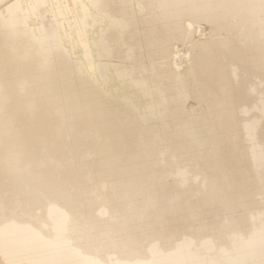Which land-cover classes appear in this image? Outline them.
<instances>
[{
  "label": "bare ground",
  "instance_id": "obj_1",
  "mask_svg": "<svg viewBox=\"0 0 264 264\" xmlns=\"http://www.w3.org/2000/svg\"><path fill=\"white\" fill-rule=\"evenodd\" d=\"M0 264H264V0H0Z\"/></svg>",
  "mask_w": 264,
  "mask_h": 264
}]
</instances>
